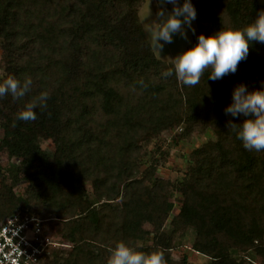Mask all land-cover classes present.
Listing matches in <instances>:
<instances>
[{
    "label": "trees",
    "instance_id": "obj_1",
    "mask_svg": "<svg viewBox=\"0 0 264 264\" xmlns=\"http://www.w3.org/2000/svg\"><path fill=\"white\" fill-rule=\"evenodd\" d=\"M131 1L0 0V35L9 45L24 49L17 57L11 56L16 61L9 66L10 76L21 82L31 78L33 85L28 94L49 93L47 108L35 109L37 118L27 122L16 118L23 109L20 99H14L11 93L3 97L0 117L4 118L5 135L1 141L16 155L22 151L38 156L40 166L31 172L40 182L38 197L49 200L50 205L71 198L68 208L56 210L69 218L64 221L66 229L60 232L61 236L74 243L66 264L89 261L88 256L82 260L84 245L97 243L93 238L89 240L97 226L93 229L89 221L92 214L88 211L102 199L116 198L118 192L112 183L129 178L126 172L134 162H122V156L132 147L133 134L137 135L138 129L160 131L173 127L178 121L175 108L179 110L180 104L187 109L186 120L213 121L223 127L230 120L242 123L245 117H231L224 111L232 103L234 88L241 83L249 90L264 85V43L254 41L246 60L234 74L213 81L210 73L205 72L196 86L181 83V91L169 94L167 83H153L148 78L146 60L150 48ZM192 3L197 10L198 30H204L205 35L221 30L222 22L243 27L264 9V0H192ZM198 35L199 32L189 47L198 42ZM21 40L27 43V48L25 43L18 47ZM36 132L44 133L54 142L51 162L42 157L34 144ZM235 140L238 143L228 140L220 151L207 155L214 162L198 160L197 172L207 162L219 166L208 169L204 182L197 183L198 201L193 210L186 208L185 212L186 223H194L198 232L194 249L210 256L212 264H243L228 255L214 254V233L224 232L247 247H252L263 235L264 151L246 150L238 138ZM227 145L234 146L236 152ZM104 153L110 156H107L109 167L100 170L108 159L103 157ZM86 179L92 181L98 198L95 202L89 203L80 195ZM3 199L0 196V222L17 212L34 215L26 208L5 212ZM171 205L167 203L164 210ZM214 207L225 211L220 222L213 221ZM125 212L130 217L128 228L138 227L142 218H150L144 208L142 211L126 208ZM100 221L99 218L96 223ZM257 252L264 256V248H258ZM164 253L168 264H177Z\"/></svg>",
    "mask_w": 264,
    "mask_h": 264
},
{
    "label": "rangeland",
    "instance_id": "obj_2",
    "mask_svg": "<svg viewBox=\"0 0 264 264\" xmlns=\"http://www.w3.org/2000/svg\"><path fill=\"white\" fill-rule=\"evenodd\" d=\"M130 4L135 8L137 21L143 29L144 39L150 48V55L146 60L149 65L148 78L153 83H167L169 94L173 92L176 94L181 91V83L176 79L175 74L167 78L161 74L173 67L172 58L187 50L197 33L205 34L204 30H198L195 19L192 22L195 32L188 29L187 39L182 38L179 34H174L173 42L165 44L160 53L161 56H159L151 49L150 37L145 32L139 17L151 10L150 16L145 21L150 23L159 19L157 12L161 8L167 13L174 9V5L171 3L162 4L160 0H132ZM18 43H20L18 47H21L25 41L21 40ZM24 45L25 48L28 47L27 43ZM22 52L24 53V49L20 50L9 45L8 41L0 35V83L10 76L9 68L16 61L11 56L17 57ZM137 53L139 54V52ZM143 53L141 47V54ZM10 58L12 59L10 60ZM35 82L36 80H34V85H36ZM34 97L36 96L28 94L21 98L20 106L22 104L24 107ZM2 98H0V105H3ZM15 104L16 102L13 103V106ZM10 105L12 106V104ZM175 109L178 113V121L174 123L173 127L160 131L138 129V134H133L132 147L127 154L123 153L122 156V162H134V165L129 167L126 172L128 174L126 177L129 178L112 183L118 192L116 198L102 199L88 211L92 214L89 221L93 223V229L95 224L97 226L92 232L94 237L91 236L89 240L93 238L97 243L85 242L89 245H84L82 260H87L88 256L89 261H85L83 264H106L109 256L107 249L114 247L121 239L133 243L139 241L143 245L141 250L145 252L156 249L163 250L177 264H212L210 256L194 249L198 232L194 223H186L185 212L186 208L192 209L198 201V194L195 191L197 183L204 182V174H207L208 169L219 166L208 163L211 160L214 162V158L207 157V155L220 151L222 144L228 143V140L238 143L235 140L237 136L228 129V126L223 127L213 121H203L197 118L191 121L190 119L186 120L187 109L184 105L180 104L179 110ZM3 120L4 118L1 116L0 196L4 197L5 212L26 208L34 214L31 215L32 217L42 220L41 225L44 231L51 239L58 241L59 245L50 246L41 264H66L65 259L71 258L70 253L74 243L61 236L60 232L66 229L64 221L69 218H65L67 215L56 213V210L68 208L72 200L66 198L56 205H50L49 200L38 197L41 194L40 182L31 176V172L40 166V161L37 160L38 156L33 152L26 154L22 151L16 155L9 147L2 145L1 140L5 135L2 127ZM34 144L42 152V157H45L49 162L53 160L55 145L49 136L42 132H36ZM229 149L236 152L234 146H229ZM225 155L227 154L225 153ZM107 156L110 158L109 155L103 154L104 158H108ZM109 158L104 165L101 163L100 170L109 167ZM203 159L208 162L201 166V172H197L198 160ZM202 174L203 177H201ZM103 175L102 172L101 177ZM81 187L83 192L80 195L84 200L90 203L98 199H96L91 179L84 180ZM167 203L172 205L165 211ZM50 206H53L51 211H49ZM126 208L129 210L134 208L139 211L144 208L150 218H142L138 227L128 228L126 223L130 217L125 212ZM213 210L214 223L225 218V211L222 207H214ZM99 218L102 221L97 224L96 221ZM214 234L213 238L216 240L214 254L228 255L243 264H264V256L257 252L258 248H264V224L262 237L255 240L252 247L238 244L224 232ZM184 255L186 260L183 262Z\"/></svg>",
    "mask_w": 264,
    "mask_h": 264
},
{
    "label": "clouds",
    "instance_id": "obj_3",
    "mask_svg": "<svg viewBox=\"0 0 264 264\" xmlns=\"http://www.w3.org/2000/svg\"><path fill=\"white\" fill-rule=\"evenodd\" d=\"M160 3H171L174 9L165 12L161 8L157 12L158 20L146 23L151 10L141 14L140 22L150 37V47L154 53L161 56L165 44L173 42L174 34L188 38V29L194 33L192 22L197 17V10L192 0H184L182 6L179 0H160ZM264 43V9H261L255 20L243 27L234 26L231 22H222V28L212 35L201 33L198 42L187 50L172 58L173 67L161 75L165 78L175 74L176 79L185 86L194 87L199 84L205 72L210 73L213 81L222 79L228 74H234L238 65L249 55L251 42ZM158 56V58H159ZM33 81L8 76L0 83V98L11 93L14 99L24 98L32 89ZM49 93L42 91L38 96L27 102L17 114L20 121H34L37 118L35 109L47 108ZM225 114L231 117L243 116L242 123L230 120V129L242 141L243 147L249 151H264V85L261 88L249 90L246 84L234 88L232 103L225 108ZM143 245L121 239L114 247L107 249L109 256L106 264H168L163 250L156 249L145 252Z\"/></svg>",
    "mask_w": 264,
    "mask_h": 264
},
{
    "label": "built area",
    "instance_id": "obj_4",
    "mask_svg": "<svg viewBox=\"0 0 264 264\" xmlns=\"http://www.w3.org/2000/svg\"><path fill=\"white\" fill-rule=\"evenodd\" d=\"M41 223L19 212L0 222V264H41L50 246L59 245Z\"/></svg>",
    "mask_w": 264,
    "mask_h": 264
}]
</instances>
